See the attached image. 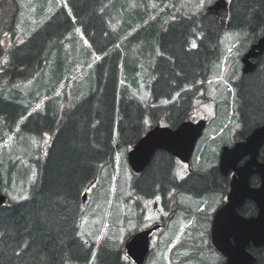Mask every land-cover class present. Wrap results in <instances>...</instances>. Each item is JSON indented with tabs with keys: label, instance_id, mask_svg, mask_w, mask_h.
<instances>
[{
	"label": "trees",
	"instance_id": "obj_1",
	"mask_svg": "<svg viewBox=\"0 0 264 264\" xmlns=\"http://www.w3.org/2000/svg\"><path fill=\"white\" fill-rule=\"evenodd\" d=\"M107 1H72V12L61 6L50 20L28 34L31 19L25 17L21 21L23 7L19 0H0V20H8L4 22L12 35L7 51L0 31V118L7 119V113L13 109L18 111V119L28 113L17 101L5 98L3 92L33 78L53 48L76 27L84 28L93 48L101 55L95 90L73 106L61 109L51 104L35 113L43 127L30 130L43 137L49 135L50 145L40 162V177L32 195L0 205V264L89 262L95 253L94 245L79 234L83 194L88 187L98 180L103 169L114 167L121 150L133 146L151 127H177L191 117L201 99H210L207 85L223 58L222 38L226 30L245 31L253 39L251 45L264 34V0H229L225 25L209 11L200 15L184 8L177 19L161 30L157 44L151 46L156 60L150 72H145L151 95L143 103L121 78V64L126 58L119 49V39L112 36L108 20L103 18L102 9ZM89 18L93 22H88ZM143 60L145 66V50ZM138 62L131 59L133 68L138 69L135 75L139 82L137 73L142 69ZM255 62L257 66L252 72L241 71L232 80L236 90L232 109L241 126L236 133L239 139L264 125V53ZM33 117L30 115V119ZM259 158L264 161V147ZM176 166L173 156L158 150L140 175L132 174L133 188L148 197L157 193L167 197L174 192L202 197L227 183L217 164L200 166L182 180L177 177ZM251 184H259L257 175L252 177ZM239 211L249 216L256 214L258 208L248 200ZM160 248L158 244L157 250ZM109 249L104 244L97 248L100 263L129 264L123 245ZM249 250L257 257L255 264H264V246ZM195 254L191 256L193 261L202 264L201 252ZM190 259L182 256L180 261Z\"/></svg>",
	"mask_w": 264,
	"mask_h": 264
},
{
	"label": "rangeland",
	"instance_id": "obj_2",
	"mask_svg": "<svg viewBox=\"0 0 264 264\" xmlns=\"http://www.w3.org/2000/svg\"><path fill=\"white\" fill-rule=\"evenodd\" d=\"M70 1L19 0L23 7L21 21L25 17L31 19L26 32L32 34L50 20L61 6L72 12V1L75 0ZM215 1H107L102 9L103 18L108 20L107 27L112 36L119 39V49L123 52L124 59L126 58V62L121 64V78L141 102L145 103L151 95L150 82L146 84L144 76L155 64L156 55L151 46L157 44L161 30L167 27L168 22L177 19L179 13L185 11L184 8L186 12L188 10L201 15ZM6 20H0V31H3L1 40L8 51V47L12 45V35L10 27H6ZM88 22L93 20L89 18ZM252 41L245 31L226 30L223 35V58L216 66V75L208 82L207 93L210 99L200 100L191 118L193 121L204 118L211 121L197 143L195 167L199 165L208 168L217 164L221 146L237 139L235 133L241 126L237 112L232 109L236 96L232 80L238 78L242 71L241 59ZM132 58L139 61L137 64L142 69L137 73L141 78L139 82L135 75L138 69L131 65ZM98 61L99 54L93 48L84 28L76 27L53 48L33 78L3 92L5 98L17 101L28 112L18 119V111L13 109L7 113V119L0 118V193L6 194L9 202L24 200L32 195L40 177V162L44 161L50 145L49 135L43 137L30 130L43 127V121L35 113L46 110L51 104L53 108L59 106L61 109L73 106L95 90L101 71ZM49 100L52 103H47ZM30 115H34L33 119H30ZM129 149L130 147L121 150L114 167L103 169L98 180L87 189L88 198L79 223V234L94 245L92 259L87 263L69 261L66 264H102L96 255L100 245H106L109 250H116L121 245L124 248L125 242L137 230L150 227L158 221L165 224V229L157 234L153 251L145 264H200L191 257L196 252H201L199 261L202 264L220 263V254L212 252L209 225L213 208L215 210L223 201L222 193H211L203 196V199H195L189 193L172 194L166 202L160 198L147 199L145 194L133 188L134 177L127 158ZM176 168L180 177L188 173L186 164H178ZM204 198L208 200L209 209ZM155 201H158L161 209L153 208ZM158 244L162 248L157 250ZM182 256L191 259L181 263ZM129 264L134 263L129 260Z\"/></svg>",
	"mask_w": 264,
	"mask_h": 264
},
{
	"label": "water",
	"instance_id": "obj_3",
	"mask_svg": "<svg viewBox=\"0 0 264 264\" xmlns=\"http://www.w3.org/2000/svg\"><path fill=\"white\" fill-rule=\"evenodd\" d=\"M219 18L228 15V0H217L208 8ZM264 53V34L244 54L242 58L243 72H252L257 63L255 59ZM207 120L183 121L176 128L156 125L149 129L128 152V162L132 170L142 173L151 162L156 151L164 150L170 155L190 164L198 139L201 137ZM264 147V125L256 127L246 139L237 141L233 146H223L220 153L219 168L227 175L231 170L235 173L227 202L216 212L212 226V241L227 260L223 264H255L256 257L248 250V246H264V161L259 154ZM244 158L246 161L239 165ZM254 174L260 177V185L254 187L250 179ZM87 193L83 195V200ZM247 200L256 203L258 213L245 217L239 213ZM7 196L0 193V205L5 204ZM161 225L140 230L126 242V253L136 264H143L150 252L153 232Z\"/></svg>",
	"mask_w": 264,
	"mask_h": 264
},
{
	"label": "flooded vegetation",
	"instance_id": "obj_4",
	"mask_svg": "<svg viewBox=\"0 0 264 264\" xmlns=\"http://www.w3.org/2000/svg\"><path fill=\"white\" fill-rule=\"evenodd\" d=\"M188 173H186L185 175H187ZM232 175H233V173H229L228 175H225V177H227V183H226V185H219V188H216V190H220L221 192H226V195H227V191H226V187H227V185H228V188H229V185H230V182H231V179H232ZM186 177V176H185ZM246 204V203H245ZM257 214V213H256ZM256 214H253V215H256ZM249 216H251V215H249ZM211 229V228H210ZM225 260V259H224ZM223 260V261H224Z\"/></svg>",
	"mask_w": 264,
	"mask_h": 264
},
{
	"label": "bare ground",
	"instance_id": "obj_5",
	"mask_svg": "<svg viewBox=\"0 0 264 264\" xmlns=\"http://www.w3.org/2000/svg\"><path fill=\"white\" fill-rule=\"evenodd\" d=\"M157 125H162V124H157ZM156 126V125H155Z\"/></svg>",
	"mask_w": 264,
	"mask_h": 264
}]
</instances>
